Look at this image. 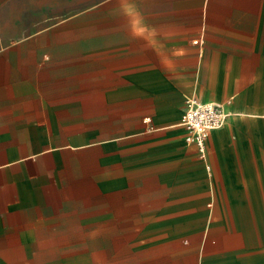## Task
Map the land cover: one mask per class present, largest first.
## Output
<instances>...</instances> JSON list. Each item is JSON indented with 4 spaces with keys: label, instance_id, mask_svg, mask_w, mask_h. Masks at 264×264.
<instances>
[{
    "label": "crops",
    "instance_id": "crops-1",
    "mask_svg": "<svg viewBox=\"0 0 264 264\" xmlns=\"http://www.w3.org/2000/svg\"><path fill=\"white\" fill-rule=\"evenodd\" d=\"M0 264H264V0H0Z\"/></svg>",
    "mask_w": 264,
    "mask_h": 264
},
{
    "label": "built area",
    "instance_id": "built-area-1",
    "mask_svg": "<svg viewBox=\"0 0 264 264\" xmlns=\"http://www.w3.org/2000/svg\"><path fill=\"white\" fill-rule=\"evenodd\" d=\"M228 115L225 109L215 103H202L197 99L187 102L183 125L188 131V144L195 145L201 158H205L206 142L212 131L222 128Z\"/></svg>",
    "mask_w": 264,
    "mask_h": 264
}]
</instances>
